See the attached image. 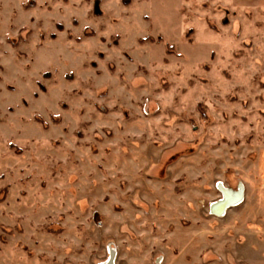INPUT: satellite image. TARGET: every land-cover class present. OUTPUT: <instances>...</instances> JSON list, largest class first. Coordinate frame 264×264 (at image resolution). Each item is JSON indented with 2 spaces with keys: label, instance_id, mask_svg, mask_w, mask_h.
Returning <instances> with one entry per match:
<instances>
[{
  "label": "rangeland",
  "instance_id": "obj_1",
  "mask_svg": "<svg viewBox=\"0 0 264 264\" xmlns=\"http://www.w3.org/2000/svg\"><path fill=\"white\" fill-rule=\"evenodd\" d=\"M111 251L264 264V0H0V264Z\"/></svg>",
  "mask_w": 264,
  "mask_h": 264
},
{
  "label": "built area",
  "instance_id": "obj_2",
  "mask_svg": "<svg viewBox=\"0 0 264 264\" xmlns=\"http://www.w3.org/2000/svg\"><path fill=\"white\" fill-rule=\"evenodd\" d=\"M221 184L222 185H226L223 181H219V182H217L216 183V188L218 189V191H220V193H221V198H219L218 200H216V201H213L211 204H210V214H212V215H215V216H217L216 214H215V210H217V208H218V206H216V205H218V204H220L219 203V201H222V200H224L225 199V193L222 191V189H221ZM240 187H241V192H242V196H241V198H240V201L236 204V205H229V204H226V210L228 211L230 208H232V207H236V206H239L240 204H242L244 201H245V194H244V192H245V186H244V184L243 183H240L239 184V186H238V188L237 189H233V188H231V187H228L227 185L224 187L225 188V190L227 191V193L231 196H233V195H236L239 191H240Z\"/></svg>",
  "mask_w": 264,
  "mask_h": 264
},
{
  "label": "bare ground",
  "instance_id": "obj_3",
  "mask_svg": "<svg viewBox=\"0 0 264 264\" xmlns=\"http://www.w3.org/2000/svg\"><path fill=\"white\" fill-rule=\"evenodd\" d=\"M224 187L225 186L221 184V189L225 193V199L222 201H219L220 204L216 205L218 206V208L217 210L214 211L215 214L218 216H223L225 214L226 204L236 205L240 201V198L242 196L241 187H240V191L236 195H233V196L232 195L230 196Z\"/></svg>",
  "mask_w": 264,
  "mask_h": 264
},
{
  "label": "flooded vegetation",
  "instance_id": "obj_4",
  "mask_svg": "<svg viewBox=\"0 0 264 264\" xmlns=\"http://www.w3.org/2000/svg\"><path fill=\"white\" fill-rule=\"evenodd\" d=\"M244 194H245V192H244ZM226 214H227V210H226V212H225V214L223 216H225ZM219 217H222V216H219ZM106 264H116V255L113 254L112 251L110 252L109 259L107 260Z\"/></svg>",
  "mask_w": 264,
  "mask_h": 264
}]
</instances>
